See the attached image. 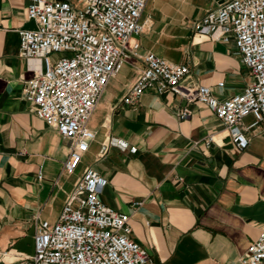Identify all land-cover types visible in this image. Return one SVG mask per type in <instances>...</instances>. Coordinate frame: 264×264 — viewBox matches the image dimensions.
Instances as JSON below:
<instances>
[{"label":"crops","instance_id":"0c3cea01","mask_svg":"<svg viewBox=\"0 0 264 264\" xmlns=\"http://www.w3.org/2000/svg\"><path fill=\"white\" fill-rule=\"evenodd\" d=\"M223 1L148 0L142 32L130 44L139 41L138 55L150 51L188 64L183 85H207L219 100L240 93L252 76L233 39L193 32L194 22ZM27 3L0 0V264L33 253L36 222L58 218L87 167L105 176L100 199L129 214L131 238L157 264H238L264 227V126L244 117L249 143L237 150L203 104L154 88L124 104L143 69L133 56L102 91L87 122L95 137L75 171L65 173L67 141L34 114L23 93L34 70L44 67L18 53V30L35 27ZM183 107L190 114L180 119Z\"/></svg>","mask_w":264,"mask_h":264},{"label":"built area","instance_id":"2783aa9c","mask_svg":"<svg viewBox=\"0 0 264 264\" xmlns=\"http://www.w3.org/2000/svg\"><path fill=\"white\" fill-rule=\"evenodd\" d=\"M147 1L28 0L26 17L35 27L18 30V53L40 60L44 67L34 70L23 93L34 114L67 141L69 151L63 162L67 174L75 171L95 137L87 122L102 91L133 56L142 59L143 69L126 90L124 104H135L148 88L203 104L223 122L237 150L249 143L251 126L243 125L244 117L252 115L255 124L264 126V0H224L193 24L194 33L224 42L232 38L252 76L242 92L224 100L216 98L207 85H183L190 72L188 64L170 62L150 51L138 55L139 41H130L142 32ZM59 53L63 55L52 57ZM189 114L183 107L177 115L183 119ZM212 139L209 136L207 143ZM106 184L100 172L85 168L58 218L36 222L33 253L13 264H157L131 238L129 214L100 199ZM238 264H264V227L239 256Z\"/></svg>","mask_w":264,"mask_h":264},{"label":"rangeland","instance_id":"374dc122","mask_svg":"<svg viewBox=\"0 0 264 264\" xmlns=\"http://www.w3.org/2000/svg\"><path fill=\"white\" fill-rule=\"evenodd\" d=\"M61 55H63V54H61V53H59V54H52V57H59V56H61Z\"/></svg>","mask_w":264,"mask_h":264}]
</instances>
